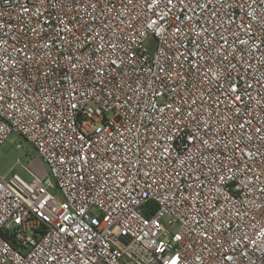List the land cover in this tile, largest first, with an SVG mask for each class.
Listing matches in <instances>:
<instances>
[{"label": "built area", "instance_id": "built-area-1", "mask_svg": "<svg viewBox=\"0 0 264 264\" xmlns=\"http://www.w3.org/2000/svg\"><path fill=\"white\" fill-rule=\"evenodd\" d=\"M55 3L0 0V264H264V0Z\"/></svg>", "mask_w": 264, "mask_h": 264}, {"label": "snow or ice", "instance_id": "snow-or-ice-1", "mask_svg": "<svg viewBox=\"0 0 264 264\" xmlns=\"http://www.w3.org/2000/svg\"><path fill=\"white\" fill-rule=\"evenodd\" d=\"M39 2H40L41 4H43V3L45 2V0H39ZM219 2L222 4V3H223V0H219ZM159 3H160V0H156V5H155V6L158 7V6H159ZM179 3L184 4V0H179ZM53 6H54V7H59V6H61V0H56V3H55ZM90 6H91L92 8H95V4H92V5H90ZM169 6H171V7H175V6H176V5L173 3V0H166L165 8H168ZM189 7H192V5H191V4H184V8H185V9H187V8H189ZM196 7H201V5L197 2ZM26 10H27V9H26ZM154 14H155V13H154ZM161 19H162V17H159V16H158L157 19H155V20H153V21L151 22V24H146V25H145V28H146V29H152V30L154 31V30H155V29H154V26H157L158 23H159V21H160ZM176 19L179 20V17H176ZM192 19H193L192 16H186V17H185V20H187V21H192ZM181 23H183V21H181ZM80 27L84 28V31H85V32L88 31V29L85 28L84 25H80ZM251 28H252V26L249 25L248 28H247V31H251ZM65 31L71 32L72 29H71V28H65ZM204 31L206 32V29H205ZM176 34H180V36H183L182 29H181L180 27H177V28H176ZM196 34H197L198 37H200V36L203 35V32H197ZM57 35L59 36L60 33L58 32ZM174 35H175V34H174ZM180 36H177V39H179ZM222 39H223V37H222ZM226 43H227V41H225V45H226ZM238 43H239L240 45H247V44H248V41H247V40H239ZM261 45H264V41H261ZM45 47H48V45H45ZM113 47H115V45H113ZM253 47L256 48V49L258 50L259 47H260V45H253ZM95 51H96V50H93V54L95 53ZM188 55L191 56V55H194V54L191 53V52H189ZM86 59H88L89 62H90V56H89V57H86ZM132 59H133L132 57L129 58V62H130V63H131ZM201 59H203V57H201ZM222 59H223V60H226V59H227V56H223ZM121 62H123V61H121ZM262 63H264V62H262ZM112 64H113V66H115L116 62H115V61H112ZM72 67H73V68H77L78 66H77L76 64H73ZM226 67H227V66H226ZM161 71H162V72H166V69H163V68H162ZM211 75H212L215 79H217V80L220 79V75L217 74V73H214V72H213V73H211ZM45 76H47V74H45ZM157 78L159 79L160 77H157ZM57 83H59V81H57ZM117 87L119 88V85H117ZM221 87H223V85H221ZM248 87H251V85H249ZM172 91L174 92L175 89H172ZM227 91H228L229 93H231L232 103L235 104V103H242V102H243V100H242V95L240 94V90L235 86V84H233L232 86H230V87L227 89ZM70 94H71V92H70ZM90 95H92L93 97H95V95H96L95 90H92V92L90 93ZM129 99H130V98H129ZM69 106H70L72 109H75V108L77 107L76 103H75L73 100H70V101H69ZM153 107H155V106H153ZM164 108H165V109H168V110H170V111H172L173 114H174V116H175L176 113H180V112H181V109H180L179 107L173 108L172 104H169V103H167V102L164 103ZM161 111H163V109H161ZM188 115L191 116V112H189ZM241 127H243V125H241ZM257 131H259V129H257ZM192 138L195 139L196 137L193 135ZM177 239H180V237H177ZM180 259H181L180 257H175V258H173V259L170 261V264H178V262H179ZM224 259L230 261L232 258H231V257H225Z\"/></svg>", "mask_w": 264, "mask_h": 264}, {"label": "rangeland", "instance_id": "rangeland-1", "mask_svg": "<svg viewBox=\"0 0 264 264\" xmlns=\"http://www.w3.org/2000/svg\"><path fill=\"white\" fill-rule=\"evenodd\" d=\"M20 145V147H18ZM37 151L19 134H12L5 143L0 146V175L10 176L18 172L25 179H32L33 166L43 170L41 161L37 158ZM56 194L55 190H51Z\"/></svg>", "mask_w": 264, "mask_h": 264}, {"label": "crops", "instance_id": "crops-1", "mask_svg": "<svg viewBox=\"0 0 264 264\" xmlns=\"http://www.w3.org/2000/svg\"><path fill=\"white\" fill-rule=\"evenodd\" d=\"M33 169H34V170H37V171H41L40 168H36L35 166H33Z\"/></svg>", "mask_w": 264, "mask_h": 264}]
</instances>
